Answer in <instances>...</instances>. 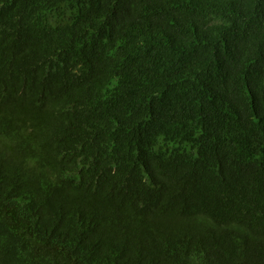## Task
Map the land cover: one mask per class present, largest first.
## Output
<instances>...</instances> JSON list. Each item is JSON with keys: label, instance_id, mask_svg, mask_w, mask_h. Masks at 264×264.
<instances>
[{"label": "trees", "instance_id": "1", "mask_svg": "<svg viewBox=\"0 0 264 264\" xmlns=\"http://www.w3.org/2000/svg\"><path fill=\"white\" fill-rule=\"evenodd\" d=\"M0 264H264V0H0Z\"/></svg>", "mask_w": 264, "mask_h": 264}]
</instances>
